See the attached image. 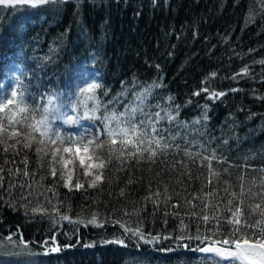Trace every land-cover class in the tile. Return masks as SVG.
I'll list each match as a JSON object with an SVG mask.
<instances>
[{
  "label": "trees",
  "instance_id": "16d2710c",
  "mask_svg": "<svg viewBox=\"0 0 264 264\" xmlns=\"http://www.w3.org/2000/svg\"><path fill=\"white\" fill-rule=\"evenodd\" d=\"M81 3L82 7L77 8L76 5ZM156 5L152 0H93L92 3L75 0V3L60 6L59 14L54 11L56 5L36 8L30 5L0 6V95H10L13 86L17 87L16 77H19L21 85L37 101L42 95L58 93L60 99L67 102L73 99L78 86L95 79L108 91L105 97L98 90L104 102L113 99L122 89L132 90L120 96L116 107L122 110L124 103L133 100L134 92L159 84L160 87L152 89L145 110L159 111L155 104H167L168 97H173L175 104L181 106L178 120L187 126V132L167 121L159 127L179 133L180 137L187 135L190 140L210 141L211 147L226 158V163L213 162L212 165L222 173L218 184L221 195H224V181L229 182L232 190H238L242 173L247 189L253 178L259 182L261 173L245 171V168H264V99H261L264 97V64L260 63L264 60V21L261 19V2L156 0ZM253 13L256 14L255 23L249 22ZM245 67L249 68V74L238 76ZM13 68L17 74L9 78ZM204 86L228 94L217 100H208L206 93L192 95ZM206 101L207 109L204 108ZM202 111H207L210 117L202 122L203 128L201 124L191 123L200 118ZM81 123L83 127L71 129L59 122L57 125L77 134L94 127L87 120ZM196 129L206 135L199 136ZM164 134L168 136L169 132ZM225 140L227 143L223 142ZM177 142L184 147L179 137ZM199 150L198 147L192 148L193 152ZM23 155L22 151L15 156V165L9 163L6 169L23 168L19 163ZM28 156L29 170H37L35 179L38 181L41 174L46 177L43 188L33 185L35 191L29 199L35 203L36 194L44 192V188L51 187L56 181L49 175L46 160L44 168L37 169L35 153L28 151ZM4 159L11 160L12 156H6L0 149V164ZM225 168L227 173L223 171ZM207 176L208 169L200 165L199 157L194 162L183 152L170 150L166 157H159L155 163L146 160L137 163L128 159L121 168L113 159L98 187L88 188L84 180L91 177H80L84 189L69 191L61 182L57 191L59 200L71 205L70 215L74 218L78 214L89 217L98 212L108 217L115 214L116 219L124 220L127 217L123 216V211L135 209L143 219L145 233L174 236L173 229L179 227V218L167 217L165 226L163 213L173 211L171 204L177 200L180 207L176 211L190 213L191 206L184 203V198L191 200L201 186L204 192L210 191ZM5 179L9 177L5 176ZM12 179L32 183L29 177L17 175ZM216 183L213 178V184ZM157 185L161 189L167 187L173 196L167 206L161 203L153 217V204L145 202L144 197L149 194V186L155 191ZM19 194V189L14 190V196ZM44 195L52 198L53 194L46 192ZM40 199L44 202L43 197ZM159 199L163 200V196ZM218 201V197H213L207 203L214 205ZM255 202L245 199L246 206ZM194 203L201 205L199 200ZM220 207L223 209V204ZM196 211H201V207ZM61 223L62 226L56 229L58 243H71L75 247L44 255L39 244L32 245L36 253L33 257L35 264H200L201 254L186 256L176 247L174 239L161 238L153 244L126 240L128 246L125 247L102 242V233L112 239L122 232L118 225L108 223L103 228L81 225L77 240L70 233L62 234L72 225L66 221ZM188 223L185 216V224ZM50 231L51 221L47 217L26 215L19 206L14 210L0 201V237L4 238L0 244L5 243L9 235L17 239L18 233L25 241H41ZM89 244L94 246H85ZM165 246L176 250L171 253L158 250ZM0 264H26V261L21 256L0 254Z\"/></svg>",
  "mask_w": 264,
  "mask_h": 264
},
{
  "label": "snow or ice",
  "instance_id": "6c2138e0",
  "mask_svg": "<svg viewBox=\"0 0 264 264\" xmlns=\"http://www.w3.org/2000/svg\"><path fill=\"white\" fill-rule=\"evenodd\" d=\"M88 2L92 3L93 0H88ZM260 2L262 5L261 19L264 21V0ZM66 3H75V0H0V6L4 8L17 5H30L33 8L56 5L54 11L57 14H59L60 6ZM152 3L157 6L156 0H152ZM76 7L81 8L82 3ZM255 16V13L251 14L249 22L255 23ZM260 63L264 64V60ZM156 67L159 68L158 65ZM247 74H249V68L245 67L237 75ZM212 75L215 76L216 73ZM16 81L17 87L10 90V95H0V149L6 156H12L11 160L4 159L3 164H0V201L14 210H18L19 206L26 215L47 217L51 221V231L48 237L41 241H25L23 235L19 233L17 239L9 235L6 242L0 244V254L21 256L25 258L26 264H35L33 257L36 253L32 245L39 244L44 255L75 247L71 243L60 245L56 239V229L62 226L61 222L66 221L72 227L62 234L70 233L77 240L81 225L103 228L105 224L111 223L118 225L122 232L112 239H108L102 233L104 244L127 247L126 240L129 242L135 240L137 244L141 242L153 244L161 238L174 239L176 247L181 249L186 256L190 253L201 254L200 264H264V168H245V171L261 173L259 182L253 178L251 186L247 189L244 187V173L239 177L238 190H232L229 182L224 181V195H221L218 184L222 173L214 169L212 165L213 162L226 163V158L211 147L210 141L200 142L195 138L190 140L187 135L180 137L179 133H172L170 129L159 127L162 122L167 121L168 124H176L178 128H183L187 132V126L183 121L178 120L181 106L175 104L174 98L169 96L167 104L156 103L155 107L159 111L145 110V102L152 96V89L161 85L154 83L142 87L140 91L133 93V100L124 103L121 110L116 107L120 103V96L132 92L131 89L126 91L122 89L121 93L113 99L104 102L98 95V90L105 97L108 96V91L102 83L93 79L91 82L84 83L83 86H78L70 101L61 100L58 93H50L47 96L42 95L40 101L37 102L36 98L21 85L19 77H16ZM231 91H239V89H231ZM205 93L208 94V100H217L228 94L224 91H211L209 86H204L192 95L200 96ZM207 107L206 101L204 108L207 109ZM209 119L207 111H202L200 118L191 123L201 124L203 128L205 125L202 122ZM85 120L94 127L78 134L65 131L57 126L59 122L69 129L83 127L81 122ZM165 131L169 132L168 136H165ZM196 132L201 137L206 135V132L200 129H196ZM178 137L183 140V148L177 142ZM223 142L227 143L226 140ZM193 147H198L200 150L193 152ZM170 150L183 152L185 157L194 162L199 157L200 165L208 169L206 179L208 185L211 186L208 192H204L201 186L199 193L191 200L184 198V203L191 206L190 213L181 214L176 211L180 207L179 200L171 204L173 211L163 213L165 219L162 222L165 226L168 223L167 217L179 218V227L173 229L174 236L161 237L152 235L151 232L145 233L143 219L139 211L135 209L131 212L124 210L123 216L127 217L124 220L116 219L115 214L108 217L101 216L98 212H93L89 217L78 214L74 218L70 215L71 205L59 200L57 188L61 182L62 186L69 191L84 189V183L79 178L73 183V175L77 169L82 170L83 177H91L87 181L88 188H96L102 182L103 173L113 159L120 163L121 168L127 164L128 159H134L137 163L141 160L155 163L159 157H166ZM22 151L24 155L19 163L24 167L6 169L5 166L9 163L15 165V156H19ZM28 151L35 153L37 169H43L44 162L47 161L49 175L56 181L51 187L44 188V192L36 194L35 203L29 199L35 191L33 185L43 188V181L46 177L41 174L38 181L35 179L37 170H29ZM178 163H183V161H178ZM223 171L227 173L228 169L225 168ZM17 175L29 177L32 183L14 181L12 177ZM5 176L9 179L6 180ZM57 176L58 180H56ZM213 178L217 182L215 185ZM131 182L130 179L129 183ZM253 188H256V191H253ZM16 189L20 190L18 197L13 195ZM46 192H52V198L44 195ZM123 194L121 190V195ZM174 194L179 196L178 192ZM161 196L163 200L159 199ZM172 196L173 193H170L167 187L161 189L157 185L153 191L149 186V194L144 197V201L153 204L152 215L154 217L161 203L167 206ZM41 197L44 202H41ZM213 197H218L219 201L210 205L207 201ZM246 198L256 202L246 206ZM53 200L56 202L54 203ZM196 200L201 201V205H196L194 203ZM221 204H223V209L220 207ZM197 207H201V211L197 212ZM185 216L188 217V224H185ZM3 239L0 237V240ZM85 246L92 247L94 244ZM158 250L171 253L176 248L165 246Z\"/></svg>",
  "mask_w": 264,
  "mask_h": 264
},
{
  "label": "rangeland",
  "instance_id": "374dc122",
  "mask_svg": "<svg viewBox=\"0 0 264 264\" xmlns=\"http://www.w3.org/2000/svg\"><path fill=\"white\" fill-rule=\"evenodd\" d=\"M17 74V70L15 69V68H13V70H11V73H10V76H9V78H13V77H15V75ZM13 76V77H12ZM13 88H14V86H13ZM7 92H9L8 90H7ZM6 92V93H7ZM40 100V99H39ZM39 100L37 101V102H39ZM30 103H31V101H30ZM58 126V125H57ZM60 127V126H59ZM80 173H82V170H79V169H77L75 172H74V175H73V183H75V181H76V179L77 178H79L80 179V177H82V178H84V179H87V178H90V177H87V178H85V177H83V175H81L80 177H79V174ZM83 179V180H84ZM85 182H87L88 180H84ZM87 184V183H86Z\"/></svg>",
  "mask_w": 264,
  "mask_h": 264
}]
</instances>
